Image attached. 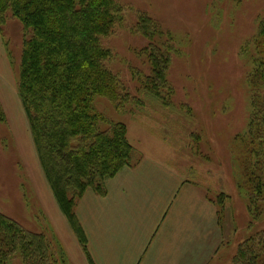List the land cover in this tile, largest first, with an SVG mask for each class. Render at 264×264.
<instances>
[{
    "label": "rangeland",
    "instance_id": "374dc122",
    "mask_svg": "<svg viewBox=\"0 0 264 264\" xmlns=\"http://www.w3.org/2000/svg\"><path fill=\"white\" fill-rule=\"evenodd\" d=\"M118 1L124 18L103 42L113 52L109 67L136 98L123 110L107 97H97L95 104L127 124L135 153L131 166L107 179L109 196L89 189L94 201L77 209L90 254L95 264H172L175 251L182 250L178 239L191 232L184 224L207 217L199 204L185 205L200 192L208 200V216L214 214L206 264H230L241 242L264 229L263 216L249 225L239 140L251 117V54L258 46L264 0ZM143 15L159 25L158 44L170 57L168 86L157 97L145 88L151 66L150 40L137 25ZM23 37V24L10 12L0 14V212L34 232L51 227L67 264H90L41 169L18 95ZM203 231L204 226L197 237L202 242ZM8 264L24 263L17 256ZM192 264L200 263L193 258Z\"/></svg>",
    "mask_w": 264,
    "mask_h": 264
},
{
    "label": "trees",
    "instance_id": "16d2710c",
    "mask_svg": "<svg viewBox=\"0 0 264 264\" xmlns=\"http://www.w3.org/2000/svg\"><path fill=\"white\" fill-rule=\"evenodd\" d=\"M7 12L23 24L17 90L41 169L89 263L95 264L77 214L79 203L89 189L106 195L107 179L131 166L135 153L127 124L110 119L95 104L97 97H107L123 110L136 98L109 67L113 52L103 42L123 20V7L118 0H0L1 16ZM137 25L150 40L145 88L157 97L168 86L169 52L158 44L159 25L152 18L140 16ZM257 39L249 73L251 117L239 135L250 226L264 218V17ZM17 256L24 264H67L54 229L34 232L0 212V264ZM230 264H264V229L241 242Z\"/></svg>",
    "mask_w": 264,
    "mask_h": 264
},
{
    "label": "crops",
    "instance_id": "0c3cea01",
    "mask_svg": "<svg viewBox=\"0 0 264 264\" xmlns=\"http://www.w3.org/2000/svg\"><path fill=\"white\" fill-rule=\"evenodd\" d=\"M123 170H124V168L120 172H122ZM120 172H118L114 177H116ZM114 177H112V178H114ZM185 182H188V181H185ZM109 194H110V191H109L108 184H107V194L104 196H101V197H107V196H109ZM171 196H172V191L165 196V198L163 200V209L158 214L157 218H155L156 220L150 226L151 229H149V230L151 231V233L154 229H156V227L158 225V221H160L163 211L164 212L166 211V208L168 207V205L170 203ZM200 196H201V198H199ZM93 198L94 197L91 196V193H89V191H86L83 198L81 199V201L79 203V206L80 205H86L88 203V199H89V201H94ZM188 204H189V208H196V207H198L197 204H199L198 208L201 210L202 216L205 215L207 217L197 218L196 220L193 221V225H192V222H187L186 224H184L183 229H186L187 231H191V232L188 233L184 238L178 239L177 242L182 246V250L179 249L178 251L177 250L175 251V259L173 260L172 264H192L193 258L195 259V261H199L200 264L202 263L201 261H203V263L206 264V262H207L206 239H207V235H208L207 230L209 229V225L211 224V222L213 220L212 217H214V214L213 215L211 214L210 217L208 216V213H207V211H208V200H206L205 196L201 195L200 192H199L198 196L193 199L191 204H190V201H185V205L187 206ZM167 213H168V211L164 214L165 218L167 216ZM148 217L151 218L150 214H148ZM205 218H207V219H205ZM82 224H83V222H82ZM173 226L175 227V225H173ZM191 226H193V228ZM203 226H204L205 231L202 232V235L204 236L205 240L202 242L201 241L202 239L199 238V240H198L197 237H199L201 235V231H202Z\"/></svg>",
    "mask_w": 264,
    "mask_h": 264
}]
</instances>
